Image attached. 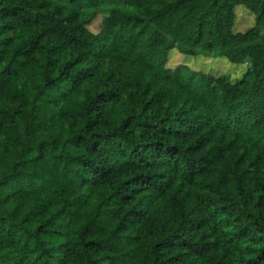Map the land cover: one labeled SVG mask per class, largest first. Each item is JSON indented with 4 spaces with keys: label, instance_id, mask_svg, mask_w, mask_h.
I'll return each instance as SVG.
<instances>
[{
    "label": "trees",
    "instance_id": "obj_1",
    "mask_svg": "<svg viewBox=\"0 0 264 264\" xmlns=\"http://www.w3.org/2000/svg\"><path fill=\"white\" fill-rule=\"evenodd\" d=\"M263 31L264 0H0V264H264Z\"/></svg>",
    "mask_w": 264,
    "mask_h": 264
},
{
    "label": "rangeland",
    "instance_id": "obj_2",
    "mask_svg": "<svg viewBox=\"0 0 264 264\" xmlns=\"http://www.w3.org/2000/svg\"><path fill=\"white\" fill-rule=\"evenodd\" d=\"M235 31L244 32L251 28L254 23L253 15L243 7L235 8ZM101 22L100 16L89 26V30L96 33L99 30V25ZM264 32V31H263ZM178 65H185L193 71L208 72L214 76L221 74L229 75L232 81L240 78L245 70V66H233L227 63L226 60L221 58H208V57H187L180 55L177 52H171L168 59V67L174 68Z\"/></svg>",
    "mask_w": 264,
    "mask_h": 264
}]
</instances>
